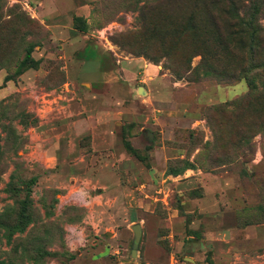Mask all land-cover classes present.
<instances>
[{"label":"rangeland","instance_id":"obj_1","mask_svg":"<svg viewBox=\"0 0 264 264\" xmlns=\"http://www.w3.org/2000/svg\"><path fill=\"white\" fill-rule=\"evenodd\" d=\"M247 4L228 27L264 25ZM209 6L95 0L56 39L0 0V264H264V50L214 49L193 18ZM80 55L101 76H68ZM135 58L157 73H127Z\"/></svg>","mask_w":264,"mask_h":264},{"label":"crops","instance_id":"obj_2","mask_svg":"<svg viewBox=\"0 0 264 264\" xmlns=\"http://www.w3.org/2000/svg\"><path fill=\"white\" fill-rule=\"evenodd\" d=\"M30 6L31 10L35 15L46 24L53 32L54 37L61 39L63 37H68L75 29L76 17H87L91 13L92 2L95 0H25ZM77 42L73 41V44ZM102 56L99 57H83L80 55L76 61H68L65 65L67 69L68 76L75 75H87V70L90 69L89 77L101 76L102 72ZM124 69L129 73V69H135L139 66L144 68V72L152 71L153 76L158 70H155L150 64L142 62L140 58L130 59V61H123ZM139 87V92H140ZM143 88V87H142ZM144 90V88H143ZM143 92V91H142ZM111 118H105L99 120V126L112 124ZM89 123V121L87 122ZM97 125V124H96ZM96 128L93 126L88 127L89 132H96Z\"/></svg>","mask_w":264,"mask_h":264},{"label":"trees","instance_id":"obj_3","mask_svg":"<svg viewBox=\"0 0 264 264\" xmlns=\"http://www.w3.org/2000/svg\"><path fill=\"white\" fill-rule=\"evenodd\" d=\"M207 3L212 6V9L216 5H219L220 11H214L207 13V16L203 18L199 14L194 15V20H197L199 25H202L207 32L210 39L213 41L214 49L222 47L221 41L224 42L226 35L230 34L233 37L237 38L238 41L239 38H243L245 35L250 37L252 39V44L250 46V51L255 54L259 55L260 49L264 50V25L259 22L258 17H251L248 21V19L242 20H236L234 21L231 26H227L226 22H224L222 17H225L229 14V12L233 11L237 13H240L243 8L248 7V4H253L254 9H256V12L258 13L261 11L262 7L264 6V0H206ZM259 4V5H256ZM209 6V9H210ZM208 9V10H209ZM243 13V12H241ZM78 17H76L77 19ZM245 38V37H244ZM206 52V50H205ZM207 54V53H206ZM210 55V53H208ZM26 62L31 63L34 62L35 59L32 56V51L29 50L26 55ZM263 64V63H262ZM261 65V64H260ZM254 67H256L254 65ZM208 73H217V69L213 68V66L209 67ZM12 78L6 77V81L11 80ZM250 82V90L248 93V97L253 95L255 92L256 86L251 80Z\"/></svg>","mask_w":264,"mask_h":264},{"label":"water","instance_id":"obj_4","mask_svg":"<svg viewBox=\"0 0 264 264\" xmlns=\"http://www.w3.org/2000/svg\"><path fill=\"white\" fill-rule=\"evenodd\" d=\"M143 91V88H140V92ZM133 230H134V240H133V250L132 254L135 255L137 252V249L139 247V243L141 241V236H142V226L141 224H135L133 225Z\"/></svg>","mask_w":264,"mask_h":264}]
</instances>
